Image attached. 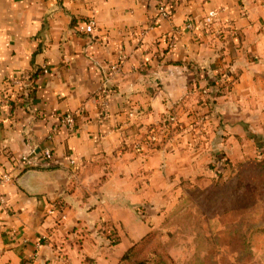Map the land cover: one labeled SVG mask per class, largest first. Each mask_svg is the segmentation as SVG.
<instances>
[{
    "label": "crops",
    "instance_id": "1",
    "mask_svg": "<svg viewBox=\"0 0 264 264\" xmlns=\"http://www.w3.org/2000/svg\"><path fill=\"white\" fill-rule=\"evenodd\" d=\"M262 118L264 0H0V264H118L204 175L209 133ZM28 144L52 166L21 173Z\"/></svg>",
    "mask_w": 264,
    "mask_h": 264
},
{
    "label": "rangeland",
    "instance_id": "2",
    "mask_svg": "<svg viewBox=\"0 0 264 264\" xmlns=\"http://www.w3.org/2000/svg\"><path fill=\"white\" fill-rule=\"evenodd\" d=\"M248 126L233 140L223 126H218V139L209 133L204 175L183 182L186 192L165 226L125 264L144 259L169 264H264V118ZM199 128L201 137L208 134L209 126ZM215 173L218 181L213 179Z\"/></svg>",
    "mask_w": 264,
    "mask_h": 264
},
{
    "label": "built area",
    "instance_id": "3",
    "mask_svg": "<svg viewBox=\"0 0 264 264\" xmlns=\"http://www.w3.org/2000/svg\"><path fill=\"white\" fill-rule=\"evenodd\" d=\"M158 19L161 20H169L171 18L170 12L167 9V4L162 2L159 6L158 9ZM215 13L212 12L210 13V17L214 18L215 17ZM90 24L94 25V22H91ZM192 23H189L187 28L192 29ZM151 28V27H150ZM150 28L145 29L144 31H142V34L148 32V30ZM78 30L82 33L87 32V26L85 24L79 25ZM181 34V30H176L174 31L169 37H168V42L171 48H176L178 45V37ZM123 62V58L120 59L119 63L115 64L112 66V71H118L120 69V65ZM43 73H49V68L48 67H43L42 69ZM29 78H16L13 79L12 81H10L8 84L11 88V91L14 92L15 90H13L12 88H17L16 90H23L25 88H27V80ZM109 89H108V78L104 79L103 84H102V88L100 90L99 93V104H100V108L102 113H106L108 106H109ZM83 113V110H80L78 112V114L76 113H66L64 115L61 116L60 118V123L57 127H55L49 134H48V139L50 141H52L55 137L56 134H58L59 131L61 130H65L66 132H68L69 134H72L76 131L77 129V120L76 118H78L79 115H81ZM169 121L174 122L175 118L171 117L169 119ZM28 150L27 153L23 154L21 160H22V165L24 168H40V167H44V168H49L52 166L53 164V155L51 150L45 149L43 151V153L41 155H39L36 152V148H34L32 145L28 144L26 145ZM73 165L75 162H71ZM11 181V177L9 175H5L3 176L2 180L0 183H8ZM4 205V200L2 198V196L0 195V207ZM109 233L111 234L112 238L115 239L117 238V232H116V228L114 226H110L108 228Z\"/></svg>",
    "mask_w": 264,
    "mask_h": 264
},
{
    "label": "trees",
    "instance_id": "4",
    "mask_svg": "<svg viewBox=\"0 0 264 264\" xmlns=\"http://www.w3.org/2000/svg\"><path fill=\"white\" fill-rule=\"evenodd\" d=\"M74 25L77 24V22L74 20L73 22ZM42 72V70H41ZM40 73V71H38L36 73V75L34 76V78ZM33 79V77H31V79L29 81H31ZM31 85H32V81L29 82ZM221 95L220 92H218V96ZM30 169H35V168H26V169H23L21 173H24ZM214 180L218 181V176H216V173H215V176L213 177ZM159 229L158 227H153V230L151 232H149L148 234H146L145 236H143L141 238V240H139L138 242L134 243L130 248H128V250L123 254V256L121 257L120 261L118 264H125L126 262L128 261H131L133 256H135V252H138L139 251V246L141 244H143L151 235H153L155 233V231ZM162 260V259H161ZM161 260L158 262V263H155L151 260H147V259H144V260H139L137 262H135L134 264H159L161 262ZM161 264H169L167 261H163L161 262Z\"/></svg>",
    "mask_w": 264,
    "mask_h": 264
}]
</instances>
